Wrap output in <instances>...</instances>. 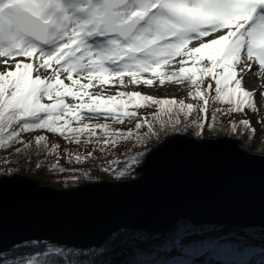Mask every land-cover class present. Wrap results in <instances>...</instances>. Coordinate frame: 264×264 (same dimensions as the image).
<instances>
[{
    "label": "snow or ice",
    "instance_id": "1",
    "mask_svg": "<svg viewBox=\"0 0 264 264\" xmlns=\"http://www.w3.org/2000/svg\"><path fill=\"white\" fill-rule=\"evenodd\" d=\"M97 37L103 39L90 42ZM0 58V148L38 129L79 143L84 135L95 136L98 127L107 137L105 145L134 135L109 130L108 124L83 123L85 112L118 123L136 119V129L147 126L145 136L154 134V123L180 125L181 116L186 127L203 129L210 126V102L228 105L215 108L213 120L246 108L257 111L253 97L264 89L248 91L242 79L253 65L264 73V0H0ZM157 81L161 86L186 83L188 97L197 104L134 91L103 95L104 85L155 86ZM153 106L151 120L138 118L135 109ZM197 111L200 119L190 120ZM239 124L255 134L249 119ZM230 127L235 133L236 124ZM45 139L35 137V144ZM136 139L144 137L136 134ZM141 155H128L117 175L129 173ZM52 167L64 171L58 164ZM48 251L65 255L51 246ZM27 264H35L34 258Z\"/></svg>",
    "mask_w": 264,
    "mask_h": 264
},
{
    "label": "water",
    "instance_id": "2",
    "mask_svg": "<svg viewBox=\"0 0 264 264\" xmlns=\"http://www.w3.org/2000/svg\"><path fill=\"white\" fill-rule=\"evenodd\" d=\"M134 174L69 188L0 177V253L33 240L97 248L119 230L160 232L179 220L264 228V153L234 137L175 133L151 148Z\"/></svg>",
    "mask_w": 264,
    "mask_h": 264
},
{
    "label": "trees",
    "instance_id": "3",
    "mask_svg": "<svg viewBox=\"0 0 264 264\" xmlns=\"http://www.w3.org/2000/svg\"><path fill=\"white\" fill-rule=\"evenodd\" d=\"M239 67L244 68L243 65ZM181 85V89L168 98H175L177 101L185 100L186 103L196 105L197 101L188 97L189 86L186 83ZM124 89L126 90L122 92L129 91L127 88ZM259 92L261 91H255V94ZM214 94V92L211 93V95ZM254 103L256 112L246 108L244 113L217 114L216 119L213 120L214 109L226 110L228 105L210 102L207 119V125L210 126L200 129L190 124L186 127L183 123L184 118L181 116L180 125L166 124L161 127L160 123H154V134L147 136H145L148 132L147 126L141 129L135 128L136 119H125L123 123H118L100 115L99 117L105 118V122L100 125L108 124L109 130L120 132L132 130L134 133L131 139L122 140L115 145L103 143L107 137L98 127L94 128L95 136L84 135L79 143L43 129L22 132L18 142L7 148H0V177L13 174L26 175L38 180L41 185L54 188H69L100 180L130 179L135 176L134 168L141 163L149 150L175 133L198 139L226 135L238 139L241 147L250 152L264 153V123L258 122L264 119V98H254ZM135 111L138 113V118L151 120L157 109L153 106L135 109ZM200 116L201 114L197 111L189 119L199 120ZM240 116L250 119L253 128H255L253 122L256 123L255 134H251L248 129L239 124L241 119L236 117ZM162 119L167 120V117ZM230 122L236 124L235 133L231 130ZM83 123L92 125L87 120H83ZM73 126H78V123L73 121ZM136 134L143 136L144 139L137 140ZM38 136L46 138L39 146L35 144V137ZM89 153L91 156L88 155ZM137 154H142L138 163L132 165L129 173L118 176L117 171L124 168L127 156ZM75 157L80 159L76 160ZM113 160H119L120 163L110 167L109 162ZM55 164L64 171L61 172L59 168L54 169L52 166ZM216 228L218 229L214 225H192L188 221L179 220L174 226L160 232L122 229L110 235L102 246L82 250L59 246L48 241H37L38 243L33 245L30 241L0 253V264H5V261L8 264H27V261L32 258L35 264H47L50 259H55L59 264H198L196 258L204 255L210 259L216 257L222 258L221 261L238 263L251 255L264 256V244L256 242L264 238V228L235 226L234 229H230L225 227L220 233H216ZM49 246L63 250L65 255L61 256L55 251H48ZM69 249L71 252L68 251ZM172 252H175L174 256H170Z\"/></svg>",
    "mask_w": 264,
    "mask_h": 264
},
{
    "label": "rangeland",
    "instance_id": "4",
    "mask_svg": "<svg viewBox=\"0 0 264 264\" xmlns=\"http://www.w3.org/2000/svg\"><path fill=\"white\" fill-rule=\"evenodd\" d=\"M211 38V37H209ZM102 40L101 37H97L94 38L91 43H95ZM196 42H193V44H195ZM2 59V58H0ZM16 59L22 60L24 62H29L27 58L24 57H17ZM243 65V64H241ZM244 66V65H243ZM4 67L3 65H0V71H3ZM42 76L47 75V72H45L44 70H41L40 73ZM146 76L148 74H145ZM125 80H128V77H125ZM84 83H87V80L83 81ZM65 83L69 84L70 81L65 79ZM181 84H176V83H165L163 86L159 85V82L157 81L155 86H144V85H139V86H135V85H131L129 84L127 88V90L129 91H134V92H141L142 94L145 95H149V96H154L157 98H168V97H172L173 95H175V93L177 91H179L181 89ZM242 86L248 90V91H254V90H259V89H264V73L260 72L258 69L257 65H253V71L243 75V79H242ZM104 92L103 95L106 97L107 95H115L117 91H123L126 90L124 89L122 86H120L119 84L116 85H112V84H108V85H104ZM90 91H92L93 93H98L99 92V88H91L89 89ZM264 98V92H259L257 94L254 95V98ZM86 99V98H85ZM68 103H77V101H73L71 100V98L67 99ZM244 113V112H243ZM85 118L83 120H87L88 122H90V124L96 126V125H100L102 123L105 122V118L104 117H99L100 115H92L89 113H85ZM92 115V116H90ZM246 116H240V117H236V118H240V119H245ZM246 119H248L246 117ZM250 120V119H249ZM253 122V121H252ZM253 126L255 127V129H257L256 123L253 122ZM28 137V136H27ZM197 138V137H196ZM250 152V151H249ZM263 154V153H260ZM225 227L228 226H218V229L216 230V233H220L221 230L225 229ZM260 242L262 244H264V238L261 239V241H257ZM175 252H172L170 256H174ZM261 257L263 259H261ZM223 260L222 258H214V259H210L209 257H207L206 255L204 256H199L196 258V261H198V264H215L217 263V261H221ZM248 259H243L241 262H231V261H223L226 264H250L249 261H247ZM256 263H258V261H261V263H264V256H259L255 259Z\"/></svg>",
    "mask_w": 264,
    "mask_h": 264
},
{
    "label": "bare ground",
    "instance_id": "5",
    "mask_svg": "<svg viewBox=\"0 0 264 264\" xmlns=\"http://www.w3.org/2000/svg\"><path fill=\"white\" fill-rule=\"evenodd\" d=\"M91 42V41H90ZM190 223V222H189ZM192 225H194L193 223H191ZM216 227H218V226H216ZM230 229H234L235 228V226H228ZM236 227H240V226H236ZM254 241H255V239H254ZM247 261H249V263L250 264H262V263H256L255 261V259H253V258H249ZM214 264V263H213ZM215 264H226L225 262H223V261H217V263H215Z\"/></svg>",
    "mask_w": 264,
    "mask_h": 264
}]
</instances>
